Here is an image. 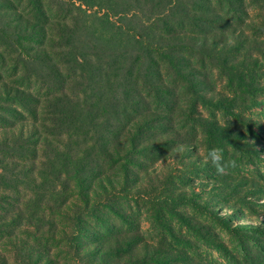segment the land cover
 <instances>
[{
  "label": "trees",
  "instance_id": "obj_1",
  "mask_svg": "<svg viewBox=\"0 0 264 264\" xmlns=\"http://www.w3.org/2000/svg\"><path fill=\"white\" fill-rule=\"evenodd\" d=\"M257 33L264 0H0V264H72L45 255L51 234L79 264L140 241L83 226L161 182L160 163L197 167L210 76L245 80L233 63L256 69L237 56ZM171 184L164 208L201 206ZM56 218L74 221L61 239Z\"/></svg>",
  "mask_w": 264,
  "mask_h": 264
},
{
  "label": "rangeland",
  "instance_id": "obj_2",
  "mask_svg": "<svg viewBox=\"0 0 264 264\" xmlns=\"http://www.w3.org/2000/svg\"><path fill=\"white\" fill-rule=\"evenodd\" d=\"M251 15V19L256 16L255 12ZM244 47L237 57L242 61L246 55H253L259 61L248 58L249 63L257 70L252 67L251 73L249 66L234 60V66L245 68V80L232 78L224 70L214 72L210 80L216 89L195 114L200 113L208 120L200 128L199 141L194 142V154H188L197 167L190 163L176 170L170 167L173 160L160 163L156 167L165 173L161 182L146 183L141 195L135 197L129 192L119 195L112 206L115 212L100 207L99 220L86 218L83 227L104 233V240L108 234L124 233L135 234L140 239L132 246L104 253L103 261L98 259V254L89 255L88 261L93 264L101 261L102 264H264V34H254ZM211 148L222 149L224 159H235L236 167L217 174L206 159ZM180 174L183 183L174 178ZM171 180L179 183L201 206H179L172 212L157 202L159 197H166L159 189L160 184L166 182L172 186ZM14 204H18L16 200ZM48 219L44 230L47 234L54 233L55 216ZM56 219L58 233L60 228L71 233L74 221ZM58 233L57 239H61L63 234ZM52 236L41 241H47L45 255H52L56 263L68 260L79 264L73 253L62 257L65 253L61 254L60 249H64V242L53 240ZM78 243L79 251L83 252L84 239L78 238ZM36 247L43 249L38 243Z\"/></svg>",
  "mask_w": 264,
  "mask_h": 264
},
{
  "label": "clouds",
  "instance_id": "obj_3",
  "mask_svg": "<svg viewBox=\"0 0 264 264\" xmlns=\"http://www.w3.org/2000/svg\"><path fill=\"white\" fill-rule=\"evenodd\" d=\"M207 162L216 170L217 174H223L226 169L236 167L235 159L225 160L220 148H211L206 154Z\"/></svg>",
  "mask_w": 264,
  "mask_h": 264
}]
</instances>
